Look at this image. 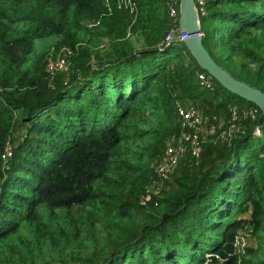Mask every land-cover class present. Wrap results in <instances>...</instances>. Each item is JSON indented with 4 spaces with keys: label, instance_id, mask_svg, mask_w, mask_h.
<instances>
[{
    "label": "trees",
    "instance_id": "obj_1",
    "mask_svg": "<svg viewBox=\"0 0 264 264\" xmlns=\"http://www.w3.org/2000/svg\"><path fill=\"white\" fill-rule=\"evenodd\" d=\"M169 11L0 0V264L252 262L256 247L238 255L233 241L264 231V112L214 78L202 86L182 42L157 47L178 25ZM199 24L214 59L224 39L234 73L223 67L264 91V0H205ZM190 105L199 153L185 140L161 183L168 140L194 132L178 114Z\"/></svg>",
    "mask_w": 264,
    "mask_h": 264
},
{
    "label": "built area",
    "instance_id": "obj_2",
    "mask_svg": "<svg viewBox=\"0 0 264 264\" xmlns=\"http://www.w3.org/2000/svg\"><path fill=\"white\" fill-rule=\"evenodd\" d=\"M195 4L198 13L205 12V0H195ZM169 10H170L169 11L170 15L174 19L176 18L177 13L179 15V6L176 7V0H169ZM188 36L189 34L187 32L181 31L177 25L175 29H170L165 33L163 39L157 44V47L159 49H163L164 47L172 43H181V42L183 43V39ZM66 56L67 54L64 53L63 58H60L59 63H57L56 61V64H58L60 67H65L64 64H65ZM196 77L199 83L204 87L210 88L213 87L215 84L213 77L207 72L197 70ZM256 111H257L256 107H251V109L249 110L250 115L253 117L256 114ZM178 114L182 119V123L194 128V132L186 133V134L183 132L177 138H174V135H172L170 140H168L166 149L164 151V155L161 158V160L158 162L156 168V175L157 178H160L159 180L161 183L164 179L168 177L169 173L173 170V168L179 161L180 157L183 155L185 151V143H184L185 140H189L190 143L192 144L191 152L194 155H197L200 150V141L198 138L197 125H199L202 121L201 115L196 111V109L192 105L187 107L179 106ZM234 129L229 130L227 132V135H229L230 131H233ZM210 130L212 131V127H210ZM253 132L257 134L260 133L259 125L255 127ZM160 182L157 185V187L160 185ZM247 231H250V229L248 227H245L243 230H240L234 237L233 252L238 255H242L246 253V248L249 245ZM211 255L212 254H208L205 256L204 264H207L211 260ZM215 257L220 258L219 254H215Z\"/></svg>",
    "mask_w": 264,
    "mask_h": 264
},
{
    "label": "water",
    "instance_id": "obj_3",
    "mask_svg": "<svg viewBox=\"0 0 264 264\" xmlns=\"http://www.w3.org/2000/svg\"><path fill=\"white\" fill-rule=\"evenodd\" d=\"M178 27L181 31L189 34L183 39V44L199 67L210 74L224 88L253 102L264 112V91L232 75L214 59L203 44V33L200 30L199 13L195 0H179Z\"/></svg>",
    "mask_w": 264,
    "mask_h": 264
},
{
    "label": "rangeland",
    "instance_id": "obj_4",
    "mask_svg": "<svg viewBox=\"0 0 264 264\" xmlns=\"http://www.w3.org/2000/svg\"><path fill=\"white\" fill-rule=\"evenodd\" d=\"M224 39H222L221 41L218 42L217 44V48H218V51L220 54H223L225 56V58H221L222 60L220 61L223 66H225V68H227L229 71L233 72L234 73V70L233 68H231L230 66V62L231 61H227V57H226V54H227V49H226V46H225V43H224ZM57 63H59V60H57ZM56 64V62H55ZM61 64V63H60ZM65 65V64H64ZM261 234H264V231H260L258 233H256L255 237L253 238V236L251 237H248V244L249 245H253L255 246L256 248H254L255 251H253V254H251L252 252H247L246 254V259H252V262L251 263H246L244 262V264H254L258 259H263V253H264V243H262L261 245L258 243V238L260 237ZM256 239V241H255ZM247 244V245H248ZM260 248V249H259ZM209 252H206L204 256L208 255Z\"/></svg>",
    "mask_w": 264,
    "mask_h": 264
}]
</instances>
